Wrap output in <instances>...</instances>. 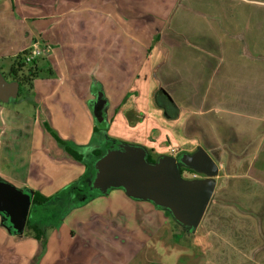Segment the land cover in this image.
Returning a JSON list of instances; mask_svg holds the SVG:
<instances>
[{"label": "crops", "instance_id": "1", "mask_svg": "<svg viewBox=\"0 0 264 264\" xmlns=\"http://www.w3.org/2000/svg\"><path fill=\"white\" fill-rule=\"evenodd\" d=\"M34 42L48 48L44 75L28 88L38 96L33 111L0 101L6 181L45 196L76 182L101 148L96 127L105 129L98 139L143 146L154 161L202 147L217 164L195 228L112 187L63 213L41 264L52 263L56 244L63 255L71 249L81 260L94 250L111 264H264V0H0L8 80ZM98 92L101 122L92 112ZM47 128L85 149L83 159ZM2 220L0 257L4 245L10 264H29L38 242Z\"/></svg>", "mask_w": 264, "mask_h": 264}, {"label": "water", "instance_id": "2", "mask_svg": "<svg viewBox=\"0 0 264 264\" xmlns=\"http://www.w3.org/2000/svg\"><path fill=\"white\" fill-rule=\"evenodd\" d=\"M18 92L19 82L8 80L0 71V101L8 103L17 98ZM104 105L105 99L98 92L92 108L98 122L104 118ZM181 165L203 173L205 177L185 179L180 173ZM93 168V176L88 174L86 181L90 189L97 192L77 194L72 205L93 194L120 187L133 198L150 200L168 210L187 228H195L200 222L214 190L213 176L217 173L216 162L202 147L177 156L161 155L155 161H149L143 146L115 140L104 146L101 156L94 160ZM32 195L29 190L0 178V214L8 220L13 232L22 233L24 230Z\"/></svg>", "mask_w": 264, "mask_h": 264}, {"label": "trees", "instance_id": "3", "mask_svg": "<svg viewBox=\"0 0 264 264\" xmlns=\"http://www.w3.org/2000/svg\"><path fill=\"white\" fill-rule=\"evenodd\" d=\"M27 50L22 51L17 54L12 64L8 69V74L12 76L14 80L19 82V92L22 87L30 88L31 81L38 77L43 71L39 58H34L31 62H26L25 55ZM17 96V97H18ZM99 124V123H98ZM104 132V128L96 127L94 128V142H97V145L100 144V147H96L92 150V161L88 164L85 174L79 178L76 182L66 186L64 189L56 192L52 196H45L39 191H35L31 198V206L29 209L28 217L25 224L26 235H30L38 242L37 253H42L46 244V232L45 228L57 226L60 222V219L63 213L72 206V201L76 198L77 194H86L90 195L96 193L94 189H90V185L86 181L88 174L92 177L94 174L93 162L96 158L101 156L105 145L110 144L111 139L102 135L98 139V133ZM58 144L63 147L65 151L71 154L75 159L82 160L84 155L77 149L72 147L68 142L59 138V136L53 133ZM107 143L105 145H101ZM149 161H152L149 156H147ZM186 171L191 173H199L194 169L184 167ZM181 173V172H180ZM38 207V208H37ZM36 209L38 212L36 213ZM2 224L8 228L9 231L13 232V228L10 227L8 220L3 219ZM39 258V256H38ZM37 259V254L34 255L32 260Z\"/></svg>", "mask_w": 264, "mask_h": 264}, {"label": "rangeland", "instance_id": "4", "mask_svg": "<svg viewBox=\"0 0 264 264\" xmlns=\"http://www.w3.org/2000/svg\"><path fill=\"white\" fill-rule=\"evenodd\" d=\"M42 56L39 55L37 56V58H41ZM41 76L44 75V73H41L40 74ZM36 91H30L28 92V88L26 87H22L21 90H20V95L17 97V99H11L8 104L10 106H14V108H18L20 110H26L28 112H32V103H35L37 100H38V96L37 94L35 93ZM27 102V104H26ZM22 103H25V106L21 107ZM101 124V123H100ZM42 126V125H41ZM48 131L51 133L52 132V135L53 133H55L54 131V128H47ZM56 134V133H55ZM54 136V135H53ZM54 139H56L55 137H52ZM59 138H61L62 140H64L62 137L59 136ZM77 147V145H76ZM81 152L83 151H86L85 149L83 148H79ZM87 152V151H86ZM151 158V157H150ZM152 159V158H151ZM181 176L185 179H192V178H204L205 175L203 173H196L195 175L194 174H189V173H185V174H181ZM1 179H4L3 177L0 176ZM5 180V179H4ZM48 184V183H47ZM49 187V186H48ZM48 189V188H47ZM45 189V191L47 190ZM41 194L45 193L44 190H40L39 191ZM38 208V207H37ZM75 210V209H73ZM36 213L38 212V210L36 209L35 211ZM72 212V211H71ZM62 218V217H61ZM58 226V225H57ZM57 226H53V227H46L45 228V232L46 234L49 235H56V233H58V230L55 231V228H58ZM22 234L21 236L24 237V236H30V235H26L27 233L25 232V229L22 231ZM67 241L69 242V240L67 239ZM70 245H78V240H72L71 244ZM8 248H6L4 245L2 246V253H1V257H0V264H10L8 262ZM66 253V252H65ZM37 254V259L35 260H32V257L31 260L29 261V264H41V255L42 253H35ZM39 256V258H38ZM51 259H53L52 263L50 264H111L113 263L112 261H110L107 257L101 255V254H94V250H93V253H91L90 255L88 256H84L82 257V259L80 260V258H78L76 256V254L70 249V251L67 253V254H64L63 255V251L61 252V249L59 248V245L56 244V248L54 247V251L51 255ZM43 263V261H42Z\"/></svg>", "mask_w": 264, "mask_h": 264}, {"label": "built area", "instance_id": "5", "mask_svg": "<svg viewBox=\"0 0 264 264\" xmlns=\"http://www.w3.org/2000/svg\"><path fill=\"white\" fill-rule=\"evenodd\" d=\"M48 46H44L42 43L34 42L32 45L27 49V53L25 55L26 62H31L32 59L36 58L37 56L41 55L44 50H46ZM171 152L176 153L177 148L172 147L170 149Z\"/></svg>", "mask_w": 264, "mask_h": 264}, {"label": "flooded vegetation", "instance_id": "6", "mask_svg": "<svg viewBox=\"0 0 264 264\" xmlns=\"http://www.w3.org/2000/svg\"><path fill=\"white\" fill-rule=\"evenodd\" d=\"M151 160L154 161L153 159H151ZM180 172H181L182 175L185 174V173L194 174V175L196 174V173H191L190 171H186L184 169V166H182V165L180 166Z\"/></svg>", "mask_w": 264, "mask_h": 264}]
</instances>
